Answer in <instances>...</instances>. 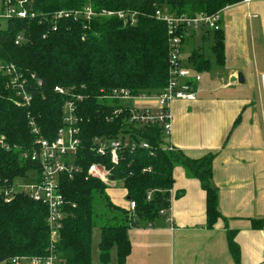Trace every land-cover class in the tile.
<instances>
[{"label": "trees", "instance_id": "trees-1", "mask_svg": "<svg viewBox=\"0 0 264 264\" xmlns=\"http://www.w3.org/2000/svg\"><path fill=\"white\" fill-rule=\"evenodd\" d=\"M7 2L15 6L25 2L29 16L12 19L5 29H0V62L17 66L34 99L30 105H24L10 86V78L0 73V264L16 257L48 253L47 210L22 191V185L28 178L33 179L38 170V164L32 161L36 136L30 123L35 122L41 138L54 139L63 125L65 102H75L77 97L83 99L76 103L78 116L83 119L77 164L85 166V172L63 182L67 217L56 250L65 264H92L95 200L107 191L102 182L87 174L94 163L108 165L113 180L122 184L126 198H130L128 210L116 207L124 214V221L113 217L106 219L101 227L102 264L110 263L114 249L118 264H127L132 253L129 230L139 228L141 222L153 223L170 209L176 167H183L191 178L200 181L206 193L209 227L223 219L218 189L212 181L215 155L192 160L178 150L166 151L168 144L159 124L133 125L128 111L116 117L114 112L121 103L108 102L103 97L121 89L132 96L151 95L167 86L169 37L166 25L155 17L157 10L189 17L214 15L241 0H3V4ZM89 7L96 14L132 15L135 24L100 15L86 21L74 15ZM59 13L67 16L59 19ZM31 14L35 17L31 18ZM19 36L24 41L16 45ZM215 41L213 52L222 64L221 31L216 33ZM189 60L197 72L210 67L200 52H194ZM56 87L69 93L59 95ZM120 136L149 147L125 150L118 165L95 154L94 138ZM148 169L151 171L145 172ZM18 180L24 183L17 184ZM106 201L114 209L108 197ZM131 202L136 203L132 216ZM263 226V221H253V228ZM228 245L235 263L240 264L241 249L235 231L228 230Z\"/></svg>", "mask_w": 264, "mask_h": 264}, {"label": "crops", "instance_id": "crops-1", "mask_svg": "<svg viewBox=\"0 0 264 264\" xmlns=\"http://www.w3.org/2000/svg\"><path fill=\"white\" fill-rule=\"evenodd\" d=\"M221 17L222 64L213 52L212 30H198L184 44L185 61L186 46L197 35L203 45L213 40L214 59L206 57L202 46L191 49L190 56L202 53L210 67L195 70L201 76L195 101L171 105L167 142L192 160L215 155L212 181L223 219L209 227L200 181L176 167L171 207L159 218L164 221L157 227L156 220L146 226L141 222L129 230L132 253L127 264H236L228 230L236 232L240 264H264V226L253 228V221L264 222V0L241 1L222 10ZM189 58L185 63L190 65ZM203 72H211L205 80ZM138 106L157 107L152 101Z\"/></svg>", "mask_w": 264, "mask_h": 264}, {"label": "built area", "instance_id": "built-area-1", "mask_svg": "<svg viewBox=\"0 0 264 264\" xmlns=\"http://www.w3.org/2000/svg\"><path fill=\"white\" fill-rule=\"evenodd\" d=\"M241 1L250 3L253 0ZM25 2H20L17 6L10 2L4 4L3 11L0 13V24L1 22L8 24L12 19H26L29 15L24 6ZM221 14L222 11L214 15L199 14L189 17L172 14L166 9L157 10L155 17L166 25L169 37V82L164 89L151 95L132 96L129 91L124 89L112 91L103 99L108 102L116 100L121 103V107L114 112V115L118 117L128 111L129 122L133 125L159 124L167 141L172 132L171 105L177 100L195 101L201 82V76L195 71L193 65L185 63L183 59L184 44L198 30L210 29L215 33L220 32ZM74 15L86 21L100 15L107 18L116 17L130 25L135 24V18L132 15L123 12L96 14L90 7L86 8L83 13L76 12ZM63 16L67 15L59 13L57 18L60 19ZM30 17L34 18L35 15L31 14ZM23 41V36H19L15 44L20 45ZM0 73L10 78V86L17 92L24 105H30L34 96L29 90L24 74L17 66L12 63L3 64L0 62ZM262 79L264 81V76ZM38 84L41 85L40 82ZM55 92L62 96L69 93L61 87H56ZM81 101H83L82 97H77L75 102L72 100L65 102L63 125L52 140L41 138L40 130L35 122L32 120L30 123L32 133L36 136V151L32 155V161L38 164V170L34 172L33 179L28 178L22 185V191L35 202L42 204L47 210V225L50 232L48 253L44 256L16 257L1 264H65L56 250L57 244L61 241V233L67 217L68 202L63 193V182L73 180L85 172V166L77 164V159L81 155L82 127L80 126L83 119L78 116L76 103ZM142 101H152L156 103L157 107L156 109H141L137 103ZM93 145L95 154L100 158L108 159L112 165L120 163L121 154L127 149L135 151L138 148L147 149L149 147L145 143L121 136L116 139L96 137L93 139ZM165 150L173 152L175 149L168 144ZM150 171L151 169L145 170V172ZM87 174L105 185H113L117 182L113 180L111 171L105 163L91 164ZM150 198L151 194L148 200ZM135 210L136 203H129L131 216ZM161 215H165V212H162Z\"/></svg>", "mask_w": 264, "mask_h": 264}, {"label": "rangeland", "instance_id": "rangeland-1", "mask_svg": "<svg viewBox=\"0 0 264 264\" xmlns=\"http://www.w3.org/2000/svg\"><path fill=\"white\" fill-rule=\"evenodd\" d=\"M3 7H4L3 0H0V13L3 11ZM6 27H7V24L5 22H1L0 29H5ZM212 44H213V40H210L209 43H206L204 45L201 44L199 35H197L195 39H193V41H191V43L187 44L186 46V52L184 55V57H186L185 61H188V58L192 50H197L201 46L204 49L203 52L205 53L206 57L213 60L214 55L211 50ZM214 69H216L215 65H214ZM210 73L211 72H203L201 73V75L203 76V79L205 80L207 79V77H209ZM140 103H137V105ZM138 107L141 109H144L142 106H138ZM29 176H32V173ZM23 183L24 182L22 180L17 181V184H23ZM105 186L107 188L106 194L103 197L101 196L96 197L95 205H94V226H93V232H92V264H102L99 259V244L101 240L102 225L105 223L106 219H110L113 217H118L120 221H124V214H122V212L119 211V208L120 209L126 208L128 210V203L125 201L127 193L125 189L123 188L122 184L119 182H116L113 185H105ZM106 197H108L110 202L115 206V207L113 206L114 209H111L108 206ZM116 207H119V208H116ZM128 219H130V217ZM162 221L164 220L163 219L156 220V227ZM147 224L148 223L143 222V225L146 226ZM130 232H131L130 234H133L132 231ZM109 264H118L116 249H114L111 253V261ZM128 264H133V263L130 260Z\"/></svg>", "mask_w": 264, "mask_h": 264}, {"label": "water", "instance_id": "water-1", "mask_svg": "<svg viewBox=\"0 0 264 264\" xmlns=\"http://www.w3.org/2000/svg\"><path fill=\"white\" fill-rule=\"evenodd\" d=\"M126 201H127V202H129V201H130V198H129V197H128V198H126Z\"/></svg>", "mask_w": 264, "mask_h": 264}]
</instances>
